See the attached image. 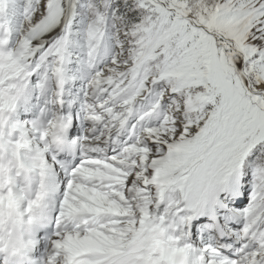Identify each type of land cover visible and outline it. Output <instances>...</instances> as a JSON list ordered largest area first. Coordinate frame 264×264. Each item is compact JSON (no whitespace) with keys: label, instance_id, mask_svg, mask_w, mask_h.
<instances>
[{"label":"snow or ice","instance_id":"6c2138e0","mask_svg":"<svg viewBox=\"0 0 264 264\" xmlns=\"http://www.w3.org/2000/svg\"><path fill=\"white\" fill-rule=\"evenodd\" d=\"M0 264H264V0H0Z\"/></svg>","mask_w":264,"mask_h":264}]
</instances>
